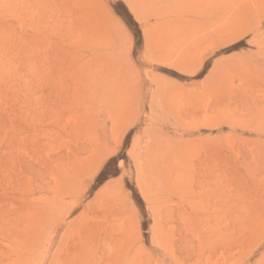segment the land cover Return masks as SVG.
<instances>
[{"label":"rangeland","instance_id":"rangeland-1","mask_svg":"<svg viewBox=\"0 0 264 264\" xmlns=\"http://www.w3.org/2000/svg\"><path fill=\"white\" fill-rule=\"evenodd\" d=\"M177 1L0 0V264H264V5Z\"/></svg>","mask_w":264,"mask_h":264},{"label":"bare ground","instance_id":"bare-ground-1","mask_svg":"<svg viewBox=\"0 0 264 264\" xmlns=\"http://www.w3.org/2000/svg\"><path fill=\"white\" fill-rule=\"evenodd\" d=\"M180 1H181V0H179V2L177 1V3H180ZM211 1H212V0H211ZM213 1H214V0H213ZM216 1H217V0H216ZM218 1H219V0H218ZM229 1H230V0H229ZM229 1H228V2H229ZM232 1H233V2L230 3L231 8H233V9L236 8V9H234V10L236 11L235 13H237V11H239L240 7L242 8V3H241V5L238 6L236 0H232ZM237 1H238V0H237ZM171 2H172V1H171ZM219 2H222V0L219 1ZM223 2H226V0H225V1L223 0ZM223 2H222V3H223ZM189 3H190V2H189ZM189 3H188V4H189ZM191 3H192V1H191ZM201 3H202V1L200 2V4H201ZM204 3H205V2L203 1V4H204ZM238 3H239V2H238ZM262 3H263V5H264V0H247V5H249V7H251V5H253V6L256 5V6H257L258 4H262ZM166 4H168V2H167ZM172 4H173V3H171L170 6H171ZM203 4H202V5H203ZM208 4H209V3H207V5H208ZM239 4H240V3H239ZM177 5H178V4H177ZM193 5H195V4H193ZM202 5H201V6H202ZM209 5H210V4H209ZM217 5H218V4H217ZM219 5H220V3H219ZM233 5H234V7H233ZM243 5H246V4H243ZM168 6H169V4H168ZM170 6H169V8H171ZM181 6H182V5H181ZM189 6H190V5H189ZM198 6H199V5H198ZM212 6H213V5H212ZM212 6H211V7H212ZM259 6H262V5H259ZM186 7H187V6H186ZM207 7H208V6H207ZM216 7H217V6H216ZM216 7H215V8H216ZM224 7H225V6H224ZM249 7H248V8H249ZM165 8H166V7H165ZM183 8H185V6H184ZM198 8H199V7H198ZM202 8H205V7H202ZM208 8H209V7H208ZM225 8H226V7H225ZM238 8H239V9H238ZM252 8H253V7H252ZM259 8L261 9V7H259ZM172 9L174 10V8H172ZM179 9H180V8H179ZM179 9H178V7H177V10H179ZM188 9H189V8H188ZM209 9H210V8H209ZM217 9H218V8H217ZM219 9H220V6H219ZM226 9H227V8H226ZM253 9H254V8H253ZM262 9H264V7H262ZM173 10H171V11H173ZM197 10H198V9H197ZM197 10H196V11H197ZM199 10H200V8H199ZM203 10H204V9H203ZM203 10H202V12H203ZM207 10H208V9H207ZM213 10L216 11V12L218 11V10H215V9L212 8L211 11H213ZM229 10H230V9H229V7H228V9H227V11H228L227 13H228V14H230V11H229ZM242 10H243V9H242ZM169 11H170V10H169ZM180 11H182V10H180ZM200 11H201V10H200ZM211 11H210V12H211ZM219 11H220V10H219ZM221 11H222V10H221ZM246 11L248 12V10H246ZM257 11H258V9H257ZM257 11H256V12H257ZM194 12H195V11H194ZM224 12H225V10H224ZM231 12H232V10H231ZM172 13H173V12H172ZM177 13H179V12H177ZM200 13H201V12H200ZM232 13H234V12H232ZM248 13H250V11H249ZM248 13H247L246 15H249ZM191 14H193V13H191ZM201 14H202V13H201ZM208 14H209V12H208ZM214 14H215V12H214ZM237 14H238V16L241 17L240 13H237ZM243 14H245V13L243 12ZM254 14H255V13L253 12L252 15H254ZM258 14H259V13H258ZM263 14H264V11H263ZM263 14H261V15L263 16ZM196 15H197V13H196ZM231 15H234V14H231ZM231 15H230V16H231ZM246 15H245V16H246ZM252 15H251V16H252ZM261 15H260V16H261ZM167 16H168V14H167ZM179 16H180V13H179ZM210 16H211V15H210ZM225 16H226V15H225ZM245 16H244V17H245ZM169 17H170V16H169ZM173 17H174V16H173ZM190 17H191V16H190ZM194 17H195V16H194ZM197 17H198V15H197ZM207 17H208V16H207ZM212 17H213V16H212ZM215 17L217 18V16H215ZM231 17H232V16H231ZM247 17H248V16H247ZM253 17L256 18V16H253ZM257 17L259 18V16H257ZM166 18H168V17H166ZM184 18H186V17H184ZM233 18H234V17H233ZM233 18H232V19H233ZM235 18H236V17H235ZM235 18H234L233 22H229V20H227V22H229V24H228L227 26L232 25V26L236 27L235 25L238 26V25H240V24L242 23L243 20L245 21V19H242L243 17H242V18H239V17H238V20H237V18H236V23H235ZM263 18H264V17H263ZM173 19H174V18H173ZM176 19H177V18H176ZM176 19H174V20H176ZM179 19H180V18H179ZM188 19H189V18H188ZM225 19H227V17H226ZM232 19H231V20H232ZM240 19H241L242 21H241ZM248 19H249V17H248ZM248 19L246 20V23H247ZM250 19H251V18H250ZM194 20H195V19H194ZM254 20H255V19H254ZM166 21H167V20H166ZM171 21H172V20H171ZM177 21H178V19H177ZM177 21H176V22H177ZM196 21H197V20H196ZM224 21H226V20H224ZM240 21H241V23H240ZM244 21H243L242 26L244 25ZM164 22H165V21H164ZM167 22H168V21H167ZM169 22H170V21H169ZM169 22H168V24L170 25ZM184 22H185V21L183 20V23H184ZM187 22H189V21H187ZM193 22H194V21H193ZM198 22H199V21H198ZM215 22H216V21H215ZM217 22H218V21H217ZM183 23H182V25H183ZM194 23H195V22H194ZM194 23H192V24H194ZM207 23H208V22H207ZM210 23H211V22H210ZM223 23H225V22H223ZM237 23H239V24H237ZM164 24H165V23H164ZM164 24H163V25H164ZM174 24H175V23H174ZM178 24H179V23H178ZM195 24H196V23H195ZM213 24H214V23H213ZM216 24H219V23H216ZM248 24H249V23H248ZM258 24H259V22H258ZM184 25H185V24H184ZM208 25H209V24H208ZM259 25H260V24H259ZM259 25H258V26H259ZM167 26H168V25H167ZM178 26H179V25H178ZM193 26H194V25H193ZM197 26H198V25H197ZM217 26H218V25H217ZM242 26H241V27H242ZM246 26L248 27V25H245V26H244L245 29H246ZM258 26H257V27H258ZM176 27H177V26H176ZM187 27H188V26H187ZM191 27H192V26H191ZM198 27H199V26H198ZM222 27H223V26H222ZM239 27H240V26H239ZM239 27H238V28H239ZM241 27H240V28H241ZM250 27H251V26H250ZM173 28H174V27H173ZM177 28H178V27H177ZM184 28H185V26H184ZM192 28H193V27H192ZM201 28H202V27H201ZM224 28H225V26H224ZM226 28H227V27H226ZM226 28H225V30H226ZM236 28H237V27H236ZM242 28H243V27H242ZM259 28H260V26H259ZM207 29H208V28H207ZM207 29H206V31H207ZM212 29H214V28H212ZM245 29H244V30H245ZM252 29H253V28H252ZM255 29H256V26H255ZM170 30H171V29H170ZM176 30H177V29H176ZM178 30H180V29L178 28ZM216 30H217V29H216ZM216 30H213V31H216ZM235 30H237V29H235ZM244 30H242V31H244ZM246 30H247V29H246ZM249 30H250V29H249ZM165 31H166V30H165ZM167 31H168V30H167ZM180 31H181V30H180ZM189 31H190V30H189ZM204 31H205V30H204ZM206 31H205V32H206ZM228 31H229V30H228ZM228 31H226V32H228ZM230 31L232 32L231 29H230ZM233 31H234V30H233ZM238 31H239V30H238ZM169 32H170V31H169ZM197 32H198V31H197ZM201 32H202V31H201ZM231 32H228V33H231ZM236 32H237V31H236ZM239 32H240V31H239ZM239 32H238L237 35H242V34H243V33H242V34H241V33L239 34ZM163 33H164V32H163ZM177 33H178V32H177ZM181 33H182V31H181ZM208 33H209V32H208ZM210 33H211V32H210ZM220 33H222V31H220ZM233 33H235V32H233ZM172 34H173V33H172ZM194 34H195V33H194ZM218 34H219V32H218ZM218 34H217V35H218ZM222 34H223V33H222ZM245 34H246V33H244V35H245ZM254 34H255V33H254ZM173 35H174V34H173ZM175 35H176V34H175ZM175 35H174V36H175ZM185 35H186V34H185ZM196 35H197V34H196ZM204 35L206 36V34H204ZM204 35H203L202 37H205ZM228 35H229V34H228ZM231 35H234V34H231ZM194 36H195V35H194ZM194 36H193V37H194ZM218 36H219V35H218ZM256 36H257V35H256ZM169 37H170V36H169ZM184 37H186V36H184ZM202 37H201V38H202ZM223 37H224V36H223ZM181 38H182V37H181ZM186 38H188V36H187ZM201 38H200V39H201ZM207 38H208V37H207ZM221 38H222V36H221ZM193 39L195 40V38H193ZM196 39H198L197 36H196ZM208 39H210V38H208ZM213 39H214V38H213ZM184 40H186V39H184ZM255 40H256V39H255ZM173 41H175V40L173 39ZM178 41H179V40H178ZM181 41H182V39H181ZM181 41H179V42H181ZM189 41H190V39H189ZM192 41H193V40H192ZM196 41H198V40H196ZM207 41H209V40H207ZM234 41H236V40H234ZM175 42H176V41H175ZM200 42H201V41H200ZM189 43H190V42H189ZM198 43H199V42H197V44H198ZM258 43H259V41H258ZM175 44H176V43H175ZM192 44H193V43H192ZM197 44H196L194 50L197 48ZM213 44H214V43H213ZM223 44H225V43H223ZM176 45H178V43H177ZM189 45H190V44H189ZM193 45H194V44H193ZM200 45H201V44H200ZM225 45H226V44H225ZM181 46H182V45H181ZM184 46H185V45H184ZM227 46H228V45H227ZM182 47H183V46H182ZM185 47H186V46H185ZM185 47H184V48H185ZM205 47H206V46H205ZM209 48H210V47H209ZM209 48H208V49H209ZM179 50H180V48H179ZM189 50H190V49H189ZM194 50H193V51H194ZM190 51L192 52V50H190ZM199 52H200V51H199ZM192 54H193V53H192ZM185 55H186V54H185ZM238 59H239V58H238ZM232 60H233V59H232Z\"/></svg>","mask_w":264,"mask_h":264}]
</instances>
